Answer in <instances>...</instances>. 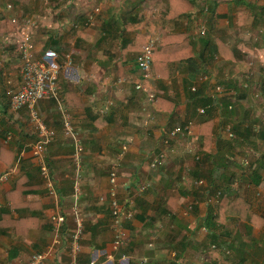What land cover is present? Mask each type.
Segmentation results:
<instances>
[{"label": "crops", "instance_id": "1", "mask_svg": "<svg viewBox=\"0 0 264 264\" xmlns=\"http://www.w3.org/2000/svg\"><path fill=\"white\" fill-rule=\"evenodd\" d=\"M199 1L174 2L176 9L190 10L168 28L160 16L169 11V0H153L159 11L142 12L138 5L145 0H77V7L50 9L44 30L36 33L43 38L36 42L37 55L73 58L62 68L60 83L84 144L77 168L73 140L62 132L56 104L38 103L39 113L56 130L47 160L57 196L49 195L30 149L38 136L29 110L10 108L11 92L21 83V60L16 45L3 40L16 11L0 6L5 12L0 15V175L9 173L0 181V264H25L33 253L47 250L56 234L50 218L59 209L66 215L61 234L69 241L76 226L74 207L83 214L81 264H117L124 256L128 264H264V34L262 41L250 37L251 31H264V2L223 0L216 11L211 7L209 14L224 25L220 33L208 25L221 48L214 54L201 42L205 36L195 35L197 18L191 12ZM37 3L33 0L32 7L38 10ZM86 3H93L91 11L100 9L96 31L77 21ZM151 35L159 36L160 51L152 78L143 81L136 57ZM192 56L204 72L189 71L184 59ZM140 82L145 88H136ZM149 89L156 92V105L148 99ZM108 101L112 104L103 112ZM204 104L211 106L200 114ZM249 109L259 117L247 119ZM228 124L246 142L229 139L222 131ZM177 126L188 129L166 143V133ZM207 129L210 144L204 147ZM247 139L253 141L251 156ZM150 152L164 155L157 168ZM113 169L118 198L134 211L125 224L129 242L120 251L113 249L107 193ZM206 185L222 190L218 201L204 192ZM154 236L151 248L147 244ZM68 241L55 246L48 264L70 260ZM142 257L149 261L143 263Z\"/></svg>", "mask_w": 264, "mask_h": 264}, {"label": "built area", "instance_id": "2", "mask_svg": "<svg viewBox=\"0 0 264 264\" xmlns=\"http://www.w3.org/2000/svg\"><path fill=\"white\" fill-rule=\"evenodd\" d=\"M7 9H12L13 4L8 3L6 5ZM100 9L96 8L94 14H92L86 23L88 26L94 25L96 21L95 15L99 12ZM30 17V18H29ZM26 18H20L18 16H13L12 23L16 27V32L13 33L15 39H13L16 49L19 53L21 60V83L19 88L11 92L10 97V108L12 110H19L22 108H27L33 125L36 128L38 139L30 144V149L32 155L38 160L40 167L41 176L45 180L47 190L49 195L57 196L58 190L54 183V179L51 174L50 166L46 160L47 146L56 136V130L54 127L47 124L45 119L39 113L37 105L41 101H54L56 108L60 114L62 121V132L65 136L72 138L74 145L73 160L76 162V167L80 165L81 155L84 152L83 139L81 136L80 128L77 126L74 117L71 112L68 110L67 101L62 95V88L60 83L61 71L64 66L71 64L72 57L70 54L65 55H56L51 58L45 57V55H37L36 44L33 41V33L36 26L35 21L32 19V16ZM33 28V32L32 29ZM200 33L204 34L206 31V26L201 24L199 27ZM160 42L159 36L151 35L144 45L143 49L138 53L136 57V65L141 71V77L143 81H147L152 78V63H153V53L154 49L158 46ZM59 57L63 60L59 61ZM204 80L205 77L201 76ZM137 89L145 88L143 82H140L136 86ZM150 88V87H149ZM153 89V88H152ZM152 89L148 90V99L153 102L156 98V92ZM195 90L196 88L193 87ZM112 104V101H108L102 111H107L109 106ZM209 106H202L198 108L200 114H205ZM185 129L187 127H174L171 129L164 138L166 143L169 140L173 139L178 135H184ZM225 135L232 139L236 137L235 131L231 124H228L222 129ZM163 154H157L150 152L148 158L150 160L152 168H157L161 164ZM246 163H250L249 159H245ZM9 173H4L1 175L0 180H5L8 177ZM199 184L204 183V179L198 180ZM118 180H117V171L113 169L109 175V186H108V198L111 207L112 214V228L114 231L113 239V249L114 251H120V249L125 248L129 242V233L125 227L126 222L131 221L134 218V211L126 205L125 202H121L118 198ZM144 186H140L139 189L144 190ZM213 199L217 200L218 194L212 195ZM211 199V201H213ZM75 216L76 226L71 235V239L68 241L64 237L61 231L62 225L66 221L65 212L58 210L51 216V220L54 223V229L56 234L52 239V244L47 250L35 252L32 254L29 261L25 264H48L49 256L55 248L56 245H63L68 241V245L71 250V257L69 261L56 262L55 264H81L77 259V254L79 253L81 247V236L83 232V222H82V212L80 208H73L72 211ZM154 237L153 241H150L147 245L149 247L154 246ZM125 259V256L121 258L117 264H125L122 260ZM141 261L147 263L149 261L148 257H142ZM90 264H96L95 261H92Z\"/></svg>", "mask_w": 264, "mask_h": 264}, {"label": "rangeland", "instance_id": "3", "mask_svg": "<svg viewBox=\"0 0 264 264\" xmlns=\"http://www.w3.org/2000/svg\"><path fill=\"white\" fill-rule=\"evenodd\" d=\"M12 1H14V0H0V6L3 8V7L6 6V4L13 3V8L12 9L16 11V15H14V16H18L20 18H26V17L32 16V19L36 23V26H35V29H34V33H33V38H32L35 44H36V42L43 41V38H41V36L39 35V33L37 34V36H36V33L38 32V30H40V31H43L44 30V26H42L43 25V19L44 18H47V21L49 20V18H50V11H51L50 9L51 8L60 7L63 4L73 5L74 7L79 6V4L76 3L77 0H74L75 2L73 0H54L53 1V4L51 3V0H39V3H37V6H39L40 8H38V10H37V8H33L32 7L33 6V0H19V4L18 5H16L15 2H12ZM130 1L131 0H123V3H128L129 4ZM150 1L152 2V4H149V1H146L145 0V3L143 5L142 4L138 5V7L141 9L142 12L144 10H146V9H149V10L150 9H152V10L153 9H157L159 11V9H160L161 6H159L157 4H154L153 3V0H150ZM221 1H223V0H200L198 2L197 10L195 12H191V14L195 15L194 17L197 18V20H196V24L197 25L195 24L196 27L194 25L191 26L192 28L194 26V28H195L194 30H195V35L196 36L201 35L200 34V30H199V27H200L201 23L205 24V26L207 25V30H208L209 18L210 19L212 18V15L209 14V10H211V7H214L216 5V8H215V11H216L217 10V6L221 3ZM251 1L253 2L254 0H251ZM261 1L264 2V0H256L255 2L256 3L257 2H260L261 3ZM212 3H214L213 6H212ZM29 6H31V8ZM222 6L225 7L224 10L227 9V6L226 5L223 4ZM81 8H82V12H79V14H77V15H81V17H83V19H77V21L81 22L83 25H86V23L88 21V18L92 14H94V10L96 8L99 9V7H95L91 11V9L93 8V3H89V4L86 3ZM12 9H7V10H12ZM178 9H184V8L182 6H180ZM157 10H156V12H153V14H156V13L158 14V11ZM160 11L162 12V10H160ZM3 12L4 11L0 10V15H2ZM168 13H169L168 11H165L164 10L161 13L162 15L160 16V19L167 18ZM52 14H54V12H52ZM122 14L123 13H120L119 12V15H121L120 18H122V20L123 19L125 20L126 17L122 16ZM187 14H189V13H187ZM185 17H183V18L185 19ZM1 18H3V17H1ZM12 18H13V16L11 17V19L9 20V22L12 21ZM213 18H215V16H213ZM205 19H207V23H206V20ZM5 20L8 21V19H5ZM214 21H215L214 22L215 23V27H214L213 32L214 33H220L222 27L224 26L222 24L223 19L222 20H221V18L214 19ZM262 22L264 23V18H262ZM5 23H7V22H5ZM260 23H261V21H260ZM10 24H11V25H9L10 31H8L7 33H5V35L3 36V40L5 38L4 41L6 42V43L4 42L5 43L4 45L14 44L13 39H15V36H13V33L16 32V27L14 26V24L12 22ZM70 24H73V23H70ZM97 25H98V21H97L96 25L86 26V27L90 28L93 31H96L97 30V27H98ZM72 29H74V28H72ZM31 30L33 32V28ZM68 32L69 33L71 32V29L70 28H69ZM262 34H264V31L256 32V33L251 31V35H250V32L248 33V35H250L251 38H253L256 35V37L259 39V41H262V36H261ZM161 35H162V33H161ZM10 41H11V43H8ZM72 63H73V58H72ZM263 67H264V64H263ZM204 106H207V105H204ZM208 106L209 107L207 108V110L210 108L211 105H208ZM207 110H206V113H207ZM259 115L260 114H257V112L251 113V110L249 109L246 118L249 119V118H253L254 116L259 117ZM251 143H252V146H253V141H249L248 140L247 143H246V148L250 149V150H248V152L246 151L247 149H244V151L247 152V156L248 155L251 156V152H252ZM243 156H245V155H243ZM243 156H242L243 159H248V157H243ZM213 202H216V200H213Z\"/></svg>", "mask_w": 264, "mask_h": 264}, {"label": "trees", "instance_id": "4", "mask_svg": "<svg viewBox=\"0 0 264 264\" xmlns=\"http://www.w3.org/2000/svg\"><path fill=\"white\" fill-rule=\"evenodd\" d=\"M181 1H184V0H169L170 2V8H169V13L167 15V18L165 20H163V23H165L166 27H171L172 26V23L173 21H175V19H184L183 17H187V13L189 12L190 10V7H186L185 9H176L174 7V2L177 3V5H180V2ZM209 9V8H208ZM245 14V13H244ZM185 17V18H186ZM245 18V16H241V20H243ZM215 18H212L210 19V24L211 26L214 25L215 27V21H214ZM209 25V24H208ZM208 29H210V27L208 26ZM210 32V31H208ZM206 35H204L205 37H203V41H201L202 43H204L206 46H209L210 48V51L211 52H214V54L220 52L221 53V48L219 47V45H215V42H213V39L211 38V34L208 33ZM170 37H173V36H170ZM148 40H146L145 43H147ZM216 41V40H215ZM220 43H222V40L220 39ZM158 47H156L154 49V53H153V63L152 65L154 66L156 64V58L158 56V51L157 50ZM143 49V47H142ZM188 66H189V71H191V73H196V72H204L205 69H201L200 65L203 64L200 60H198L195 56H192V57H189L187 59H184ZM261 81L263 82V85H264V79L263 77L261 76ZM158 97L155 98L154 102H155V105H156V101H157ZM10 103V101H9ZM206 105V104H204ZM261 126H262V133H261V137L264 139V119L261 121ZM252 130V129H251ZM236 131V130H235ZM236 134V137H235V140L234 142H236L238 144L239 143H243V142H246L244 141L243 138H241V136L237 133V131L235 132ZM238 141V142H237ZM209 144H210V129H207V133H204V147H209ZM251 165V164H250ZM204 192L205 190H208L207 194L208 195H216L218 194V196H220L222 194V190L221 189H213L211 185H206L204 188H203ZM206 193V192H205ZM223 199V198H222Z\"/></svg>", "mask_w": 264, "mask_h": 264}, {"label": "clouds", "instance_id": "5", "mask_svg": "<svg viewBox=\"0 0 264 264\" xmlns=\"http://www.w3.org/2000/svg\"><path fill=\"white\" fill-rule=\"evenodd\" d=\"M206 20V19H205ZM207 23V22H206ZM201 24H203V23H201ZM205 25V24H204ZM207 32H208V30H207V25H206V31H205V33L204 34H202V33H200V34H202V35H206L207 34ZM141 72V71H140ZM152 74H154L153 73V65H152ZM194 87L196 88V86L194 85ZM193 89V88H192ZM194 90V89H193ZM196 90V89H195ZM63 95V94H62ZM65 98V97H64ZM47 101V100H46ZM54 102V101H53ZM55 103V102H54ZM206 114V113H205ZM52 142V141H51ZM50 142V143H51ZM49 143V144H50ZM48 144V145H49ZM84 145V144H83ZM47 148H48V146H47ZM74 152V151H73ZM34 157V156H33ZM72 157H73V153H72ZM46 160H47V153H46ZM47 163H48V160H47ZM48 165H49V163H48ZM38 166H39V164H38ZM39 170H40V167H39ZM50 170H51V168H50ZM4 174V173H3ZM2 174V175H3ZM0 177H1V175H0ZM43 178V177H42ZM44 179V178H43ZM1 181V180H0ZM44 182H45V180H44ZM55 183V182H54ZM58 190V189H57ZM48 191V190H47ZM51 219V218H50ZM52 221V220H51ZM54 224V223H53ZM121 260V259H120ZM123 263H125V264H128V262H124V260L122 261Z\"/></svg>", "mask_w": 264, "mask_h": 264}]
</instances>
